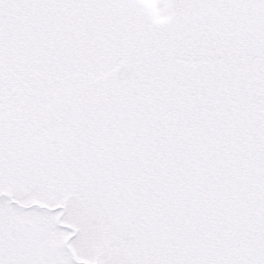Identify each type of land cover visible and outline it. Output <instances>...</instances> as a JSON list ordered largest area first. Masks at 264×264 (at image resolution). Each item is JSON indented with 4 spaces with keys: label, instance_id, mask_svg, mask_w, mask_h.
Instances as JSON below:
<instances>
[{
    "label": "snow or ice",
    "instance_id": "snow-or-ice-1",
    "mask_svg": "<svg viewBox=\"0 0 264 264\" xmlns=\"http://www.w3.org/2000/svg\"><path fill=\"white\" fill-rule=\"evenodd\" d=\"M0 264H264V0H0Z\"/></svg>",
    "mask_w": 264,
    "mask_h": 264
}]
</instances>
